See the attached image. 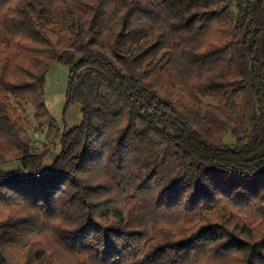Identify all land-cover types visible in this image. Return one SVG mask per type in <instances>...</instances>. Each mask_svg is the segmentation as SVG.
Here are the masks:
<instances>
[{"label": "trees", "instance_id": "16d2710c", "mask_svg": "<svg viewBox=\"0 0 264 264\" xmlns=\"http://www.w3.org/2000/svg\"><path fill=\"white\" fill-rule=\"evenodd\" d=\"M5 158L0 264H264V0H0Z\"/></svg>", "mask_w": 264, "mask_h": 264}, {"label": "rangeland", "instance_id": "374dc122", "mask_svg": "<svg viewBox=\"0 0 264 264\" xmlns=\"http://www.w3.org/2000/svg\"><path fill=\"white\" fill-rule=\"evenodd\" d=\"M67 66L58 62H51L45 72L43 84V101L45 106L54 119L59 128L68 129L80 122L81 116L79 105L76 102L65 105L64 90L66 84ZM26 116L29 118L33 127L29 130L31 144L35 148H40L41 144L45 142L48 144L49 153L44 157L43 164L49 163L51 157L58 151L57 139H46L44 137L46 126L45 124L35 127L31 118V108L25 105ZM225 141H230L231 136L227 133L224 135ZM19 166V161L16 158H5L0 160V168H14ZM213 264H226L221 260H214Z\"/></svg>", "mask_w": 264, "mask_h": 264}]
</instances>
